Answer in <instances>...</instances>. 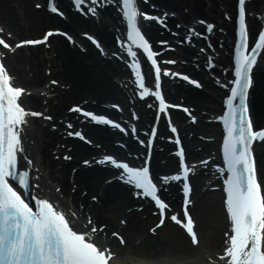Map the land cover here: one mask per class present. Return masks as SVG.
I'll return each instance as SVG.
<instances>
[{
  "label": "bare ground",
  "instance_id": "obj_1",
  "mask_svg": "<svg viewBox=\"0 0 264 264\" xmlns=\"http://www.w3.org/2000/svg\"><path fill=\"white\" fill-rule=\"evenodd\" d=\"M35 3L36 0H0V25L3 27V34L10 44H15V41L19 42L26 35L39 33L40 28L54 27L70 31L71 37L75 39L74 45L75 43L77 45H75L76 47L71 46L70 41H67L64 37L56 36L53 37V43L49 51L45 50L44 45L28 49L24 47H21V49L15 48L14 53L9 51L6 59L13 74L20 79L21 85L27 87L26 93L21 96V99L25 96L23 100L26 98L27 102L32 103L30 105L37 104L39 109L43 110V113L46 112L45 115L50 114L53 116V121L42 119L33 124L28 123L22 131L24 154L33 158L34 183L38 184V188L44 196L59 198L63 205L70 206L76 212L78 219L75 222L77 227L80 224L87 223L88 214L93 220L101 221L99 225L106 224L109 228L114 229L122 227L117 219H126L127 225L121 229L127 241V247L132 248L134 251L131 255H124L120 252L118 258H114L115 264H172L173 262L170 263L162 259V256H178L180 254V246L177 241L179 240L183 245L186 243L183 232L170 224H166L160 230L164 232V236L160 240L149 235L148 232L146 233L145 226L153 218L149 215L146 219H142L141 215L143 213L138 211L128 212L127 207L134 205V199L131 198L129 190L118 181L105 185V179L108 177L106 175L109 172L106 168H98L97 165H91L92 163L84 166L81 163L80 157L87 158L96 155L97 158H101L104 154L100 151L99 145L93 148L94 143H103L102 148L106 146L110 149L108 144L118 143L119 141L124 142V137L122 138L119 132L109 131L106 128L80 124L76 119L77 115L68 111V107L65 106L67 102L77 98L79 100L74 102L75 104L87 100L86 103L91 110L97 109L101 112L115 113L118 117H121L119 112L115 111L113 113V110H110L105 104L101 105L102 102L116 101L125 105L124 112L129 115V121L136 119L133 121V125L149 122L144 119L148 115V111H143V118L134 112L132 114L129 112L128 103L126 102H129V100H126L124 93H122L114 79V76L118 75L126 77L131 75L130 70L123 61V53L115 44L116 35L107 25V22L111 25L116 23V18L112 15V9H116L115 6L111 4L105 6L107 8L105 22L102 20L99 25L92 19L85 20L70 12L71 8H69L68 2H61L62 5L59 3V6L68 11L66 19L53 15L44 9L35 8ZM155 3L161 7L162 14L167 13V22H169L172 31H175V28L178 27L179 30L184 32L187 24H193L199 28L197 17L212 22L221 20L223 23L226 22L230 28L229 21L223 19V17L225 11L230 12L233 10L234 0H148L147 2H140L144 10L145 7H150ZM222 7H224L223 10ZM250 7L255 8L260 13L264 9V0H254ZM254 15L250 20L251 26L260 21L259 17H256V14ZM151 26L155 32L160 33L157 26L153 24ZM84 32L96 36L105 48V52L97 50L91 45H86ZM8 33L11 35H8ZM171 33L165 32L164 37L173 39ZM79 43L87 47L86 52L83 51L81 45V47L79 46ZM27 50L30 53H27ZM188 51L180 50L179 60L190 56L187 53ZM173 56L176 57L177 55L174 54ZM185 60H187V63L184 60L183 63L180 62L181 67L199 78L198 69H195L188 58ZM260 75L262 77L256 79L255 82L256 87L252 92L253 100L251 103L253 114L258 121L264 120L261 110L264 106V76L262 73ZM52 79L59 82L58 86L50 84L45 90V84ZM176 88L173 93L170 90L167 91L170 95L168 97L174 100L184 99L193 109L190 117H198L196 123L191 122L187 125V116L183 112H176L175 116L179 121L177 127L179 134L187 140V135L193 131V137L188 139L187 144H193L191 148L192 146L198 147L203 141L202 138L197 137L198 135L217 132L218 127L215 124L210 123V125H207L204 120L206 119L205 114L209 110H214L219 106L216 97H218L220 91L214 90L211 94L205 91L186 89L182 86H176ZM30 90H34L33 93ZM149 99L151 100V97ZM43 101H46V104ZM66 124L75 127H87L86 134L88 135L86 136L91 143L65 138L63 134L64 129L67 127ZM152 125L153 123L150 127ZM164 128L165 124L159 130L163 131ZM133 146L135 147L134 142H132ZM115 149L120 151L119 148ZM173 160L174 158H172L171 163ZM76 167L77 170L72 176L71 172ZM262 180L264 183V172ZM56 189L59 192H56ZM73 190H75L74 193ZM203 196L200 202L195 205L193 211L200 230H202L201 251L194 248V254L198 256L195 261L189 262L190 264H207V252L210 255L221 254L224 240L223 231L227 228V218L224 214L220 193L218 191H206ZM93 197L98 198L94 201ZM101 234L102 232H99V238L97 235L95 236L99 243L109 245V249H111L110 245L115 246L117 244L116 239L111 237L106 239L108 244L100 241ZM189 245L192 248L190 242ZM113 251L115 250L113 249ZM174 262L177 261L174 260Z\"/></svg>",
  "mask_w": 264,
  "mask_h": 264
},
{
  "label": "snow or ice",
  "instance_id": "obj_2",
  "mask_svg": "<svg viewBox=\"0 0 264 264\" xmlns=\"http://www.w3.org/2000/svg\"><path fill=\"white\" fill-rule=\"evenodd\" d=\"M82 2L83 0H75L76 7H80ZM239 5L240 42L236 49L235 87L232 88V95L227 99V113L220 117L227 129L224 140V159L230 175L224 183L227 191V211L232 222L231 232L225 234L227 243L223 249V255L226 259L221 264H264V190H262L261 181L257 178L256 159L252 149L255 141L264 142V127L254 129L247 104L248 90L253 83L251 73L253 66L257 63V52L264 49V31L258 32V41L249 52L245 0H239ZM49 7L60 15H64L54 3L50 2ZM122 10V15L126 19L127 35L132 42L129 44L128 52L135 57L136 52L132 51V44L142 47L148 57L152 58L151 63L155 65L158 80L161 69L154 58L156 54L150 42L138 25V19L142 15L145 19L154 18L163 23L162 18L152 17L147 12L141 13L136 0H122ZM208 28L211 30L212 26L208 25ZM2 31L3 29H0V32ZM54 31L61 30L50 29L41 39L47 40ZM64 35L68 36V33L64 32ZM92 39L95 40V37ZM38 42L37 40H21L16 46ZM95 42L97 46H100L98 40ZM0 45L14 50V45L9 44L2 36H0ZM7 54L6 51H0V264H110L114 253L95 239L97 228L93 226L90 218H86V224H80L77 227L76 212L70 206L63 205L59 198L40 196L33 207L28 198L22 195V192L29 191L31 187L30 172L27 169L22 172L18 170V153L25 151L22 128L27 126L28 116H41L42 113L32 112L18 102V98L25 93V89L14 86L13 77L4 63ZM132 66L135 69L140 67L136 61H133ZM135 75L142 89L140 95L144 96L149 89L145 87L142 72L137 70ZM185 79L191 78L185 76ZM191 83L199 84V81L191 79ZM156 95L160 96V107L164 108L163 96L159 91ZM237 97L239 103L234 104ZM75 107L80 112H85V109ZM85 114L97 122L121 127L107 115L95 114L92 111H87ZM47 119L52 118L49 116ZM191 119L195 120L196 117L192 116ZM172 130L175 132V127ZM72 134L86 139L82 132L74 131ZM179 155L182 168L173 178L176 180L184 178L187 181L192 169L183 159V147L179 149ZM102 160L117 166L121 169V179L127 177L128 182L142 190L143 195L154 199L160 211L159 224L163 225L164 210L170 205L160 195L158 184L154 182L150 172L149 161H145L140 166H132L129 162L117 159L113 155H105ZM84 163L88 164L89 161L85 160ZM168 179L163 177L165 181ZM10 180L17 181L20 190ZM55 191L59 192L58 189ZM183 191L186 194L187 203V194L191 191L189 183H184ZM139 194L141 193L138 192L137 195ZM184 215L186 220L176 214H172L171 219L182 224L190 234L192 243L198 244L194 220L188 214L186 206ZM151 231L155 232L156 229L152 228ZM120 240L123 242L122 236Z\"/></svg>",
  "mask_w": 264,
  "mask_h": 264
},
{
  "label": "rangeland",
  "instance_id": "obj_3",
  "mask_svg": "<svg viewBox=\"0 0 264 264\" xmlns=\"http://www.w3.org/2000/svg\"><path fill=\"white\" fill-rule=\"evenodd\" d=\"M41 30L39 31V35H40V33H42V31H43V28H40ZM79 99H75V98H73L71 101H69V102H67L66 104H65V106L67 105V104H70V103H73V102H77ZM155 220H153L152 222H150L151 224L154 222ZM149 223V224H150ZM148 224V225H149Z\"/></svg>",
  "mask_w": 264,
  "mask_h": 264
}]
</instances>
